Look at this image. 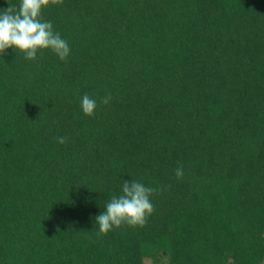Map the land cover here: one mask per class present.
Returning <instances> with one entry per match:
<instances>
[{"label": "trees", "instance_id": "16d2710c", "mask_svg": "<svg viewBox=\"0 0 264 264\" xmlns=\"http://www.w3.org/2000/svg\"><path fill=\"white\" fill-rule=\"evenodd\" d=\"M41 19L70 54L0 57V264H264V0H63ZM125 180L159 190L154 211L100 235Z\"/></svg>", "mask_w": 264, "mask_h": 264}, {"label": "clouds", "instance_id": "9594fccd", "mask_svg": "<svg viewBox=\"0 0 264 264\" xmlns=\"http://www.w3.org/2000/svg\"><path fill=\"white\" fill-rule=\"evenodd\" d=\"M63 0H21L19 10L9 5L0 13V57L7 55V49H19L26 59H35L38 50L51 49L60 60H66L70 47L58 32H54L50 21H42V8L62 4ZM111 95L101 98V103L108 104ZM84 115L93 116L97 107L96 101L87 94L82 98ZM58 143L64 144L66 137H58ZM177 178L183 177V166L175 170ZM159 190L147 187L135 180H125L122 194L112 195L106 205V211L95 218L99 225L100 235H107L111 230L118 229L122 224L133 228L144 227L147 218L154 211L150 197Z\"/></svg>", "mask_w": 264, "mask_h": 264}]
</instances>
